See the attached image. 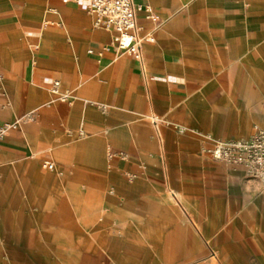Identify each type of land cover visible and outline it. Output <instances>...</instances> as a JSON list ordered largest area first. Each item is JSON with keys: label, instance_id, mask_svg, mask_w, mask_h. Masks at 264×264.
<instances>
[{"label": "crops", "instance_id": "0c3cea01", "mask_svg": "<svg viewBox=\"0 0 264 264\" xmlns=\"http://www.w3.org/2000/svg\"><path fill=\"white\" fill-rule=\"evenodd\" d=\"M134 2L142 61L0 0V264H264V185L211 152L264 131V0Z\"/></svg>", "mask_w": 264, "mask_h": 264}, {"label": "built area", "instance_id": "2783aa9c", "mask_svg": "<svg viewBox=\"0 0 264 264\" xmlns=\"http://www.w3.org/2000/svg\"><path fill=\"white\" fill-rule=\"evenodd\" d=\"M66 2L67 0H62ZM87 10L94 15V24L102 25L112 32L111 44L118 50L126 51L142 61L141 42L136 24V10L139 5L134 0H85ZM152 40V37H148ZM57 82L53 83L56 90ZM69 93L60 98L67 99ZM16 122L0 125V137L16 126ZM155 120L153 123L155 124ZM211 152L214 158L241 164L246 174L264 185V131L256 127L255 133L247 138L214 141ZM43 166L53 168V163L45 161Z\"/></svg>", "mask_w": 264, "mask_h": 264}]
</instances>
